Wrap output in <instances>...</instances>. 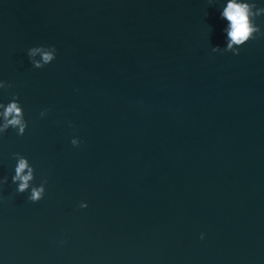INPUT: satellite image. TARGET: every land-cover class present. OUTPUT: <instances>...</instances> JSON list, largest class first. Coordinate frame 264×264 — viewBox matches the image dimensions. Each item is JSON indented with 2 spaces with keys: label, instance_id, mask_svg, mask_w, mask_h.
<instances>
[{
  "label": "water",
  "instance_id": "obj_1",
  "mask_svg": "<svg viewBox=\"0 0 264 264\" xmlns=\"http://www.w3.org/2000/svg\"><path fill=\"white\" fill-rule=\"evenodd\" d=\"M227 2L0 0V104L28 121L0 135L4 264H264V11L237 56Z\"/></svg>",
  "mask_w": 264,
  "mask_h": 264
},
{
  "label": "clouds",
  "instance_id": "obj_2",
  "mask_svg": "<svg viewBox=\"0 0 264 264\" xmlns=\"http://www.w3.org/2000/svg\"><path fill=\"white\" fill-rule=\"evenodd\" d=\"M254 5L249 0H228L226 7L221 12V18L226 20L227 26L225 33L227 36V48L234 55L240 54V49L250 43L260 31L256 24V17L264 9L253 10ZM37 54L42 55L43 64L36 61ZM29 62L35 68H43L44 65H51L57 59V49L53 46L50 50L44 48H32L28 52ZM4 83L0 82V88H3ZM48 115V110L40 112V116ZM14 130L17 135L23 136L28 130V121L26 119L24 106L18 101H12L8 104H0V135ZM73 147H80L81 140L74 136L71 139ZM34 167L30 161L22 156L17 157V162L14 167V175L12 183L16 184V191L19 194L28 193V200L33 203H38L45 197V187L43 185L36 187L31 182L34 181ZM7 177L0 180V184H6ZM88 204L81 202L80 208L86 209ZM200 239H205V234H200ZM0 264L4 261L0 259Z\"/></svg>",
  "mask_w": 264,
  "mask_h": 264
}]
</instances>
